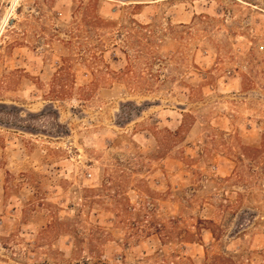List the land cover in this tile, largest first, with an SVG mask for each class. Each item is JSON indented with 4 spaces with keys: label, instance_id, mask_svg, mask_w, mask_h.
Listing matches in <instances>:
<instances>
[{
    "label": "rangeland",
    "instance_id": "obj_1",
    "mask_svg": "<svg viewBox=\"0 0 264 264\" xmlns=\"http://www.w3.org/2000/svg\"><path fill=\"white\" fill-rule=\"evenodd\" d=\"M0 264H264V0H0Z\"/></svg>",
    "mask_w": 264,
    "mask_h": 264
},
{
    "label": "bare ground",
    "instance_id": "obj_2",
    "mask_svg": "<svg viewBox=\"0 0 264 264\" xmlns=\"http://www.w3.org/2000/svg\"><path fill=\"white\" fill-rule=\"evenodd\" d=\"M13 7V6H12ZM9 15V14H8ZM8 18V17H7ZM7 18H6V20H7ZM6 22V21H5ZM3 28V27H2Z\"/></svg>",
    "mask_w": 264,
    "mask_h": 264
}]
</instances>
